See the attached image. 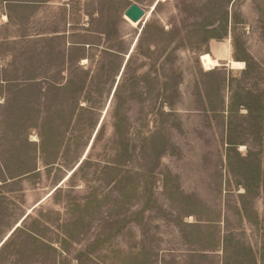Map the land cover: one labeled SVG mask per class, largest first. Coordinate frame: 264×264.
Returning <instances> with one entry per match:
<instances>
[{
  "label": "rangeland",
  "instance_id": "obj_1",
  "mask_svg": "<svg viewBox=\"0 0 264 264\" xmlns=\"http://www.w3.org/2000/svg\"><path fill=\"white\" fill-rule=\"evenodd\" d=\"M157 1L0 0V244L32 212L81 224L61 264H264V117L229 114L264 99V0ZM219 42L244 70L203 69ZM26 229L0 264L51 263Z\"/></svg>",
  "mask_w": 264,
  "mask_h": 264
},
{
  "label": "trees",
  "instance_id": "obj_2",
  "mask_svg": "<svg viewBox=\"0 0 264 264\" xmlns=\"http://www.w3.org/2000/svg\"><path fill=\"white\" fill-rule=\"evenodd\" d=\"M215 32H217L216 29L211 30L207 33H209V35H212ZM210 38H215V37L210 36ZM215 39H219V38L216 37ZM128 61H127V63H128ZM248 66H249V71H251L249 64H248ZM245 94H246L245 96L241 95L238 92L234 94L233 100L231 103V107L229 109V114L231 116V119H233L232 116H234V115L236 116L239 114L240 107H244L247 110V118L248 119H251V120L262 119L264 117V99L262 97V94H260L258 92H252V91L246 92ZM169 106L172 107L173 104L170 103ZM47 126H49V127L43 128V131H47L49 135H52L54 131H61L60 130L61 128L54 129V127H51L50 125H47ZM118 129H120V127H118ZM99 133H100V128L95 133L96 135H95V139L93 140V143L98 138ZM229 134H230V129H229ZM41 135H42L41 139H43V141H44V137L46 136V133L43 132ZM152 138H154V136ZM229 145L231 147H234V148H236V146H237V144H235L234 140H232L231 136H229ZM91 148H92V146L90 147V149ZM90 149H89V152H90ZM89 152H86V154ZM86 154L84 156L85 159L83 157L82 160L80 161V163H78V165L72 170V171H74L72 176L81 167L84 160H86V157L88 155V154L87 155ZM32 166H33V164L31 165V167H29V169H26V171L27 170H30V172L33 171ZM59 192H60V188L55 189V191L53 192V194L50 197H53L55 195V198H56V196L59 194ZM31 213L28 214L22 220L20 226H18V227L16 226L14 229H12L10 231L11 234L9 233L7 235V237L10 235L8 237V239H6L7 238L6 237L5 238L6 240L4 239V241L1 243L2 245L0 244V250L5 248V246H7V244L10 241H12L14 239V237H16L17 233H19L23 229H26L25 227H22V224L24 222H26L28 218H30ZM78 224H79V226H81V224L77 222L76 218L72 222L57 223L56 224L53 220H50L49 218H44L43 216H41L38 220L35 219L33 221V226L26 229V232L29 236H31L33 238V240L36 244L43 245L46 248V252L49 253L50 258H51L50 264H61L62 261L63 262L65 261L63 259V255L64 254L69 255V252H70L69 247H68L69 244H72V246H73L79 242V239H78L79 234L78 233H80V232L76 230L78 227ZM230 247H234V246H229L228 241H227L226 251ZM235 257L236 258L238 257V254L236 252H235ZM232 264H242V263L235 260Z\"/></svg>",
  "mask_w": 264,
  "mask_h": 264
},
{
  "label": "bare ground",
  "instance_id": "obj_3",
  "mask_svg": "<svg viewBox=\"0 0 264 264\" xmlns=\"http://www.w3.org/2000/svg\"><path fill=\"white\" fill-rule=\"evenodd\" d=\"M165 1L166 0H158L157 2L160 3V2H165ZM158 3H155L151 7L150 11L145 14V17L142 19L143 22L148 21L149 19H151L153 13L155 12L156 5ZM125 18L129 22L128 24L131 27H133V28H137L140 25V23L142 22V21H140V22L136 23V22H132L126 16H125ZM217 46L214 47V55L206 53V54H202L200 56V61H201V64H202V67H203L204 70H206V71L215 70L218 67L222 66V62H225V65L228 66L231 70H244L245 69V63L244 62L235 61L234 59L231 58V46H230L229 42H226V43L219 42V43H217ZM133 51H134V48L131 50V53L128 55L127 60L130 59ZM84 62H86V61H84ZM101 125H102V123L99 125V128H100ZM88 152H89V150H88ZM84 159H85V157H84ZM73 172L74 171H70L69 172V174L66 176L64 182H66L72 176ZM52 194H53V192L48 194L47 197H45V199L43 201L48 199ZM30 212H31V210L29 211V213ZM20 224L21 223H18L17 227L20 226ZM8 237L6 239H8Z\"/></svg>",
  "mask_w": 264,
  "mask_h": 264
},
{
  "label": "water",
  "instance_id": "obj_4",
  "mask_svg": "<svg viewBox=\"0 0 264 264\" xmlns=\"http://www.w3.org/2000/svg\"><path fill=\"white\" fill-rule=\"evenodd\" d=\"M128 19H130L132 22H140L145 17V11L137 4H132L127 11L125 12V15Z\"/></svg>",
  "mask_w": 264,
  "mask_h": 264
}]
</instances>
